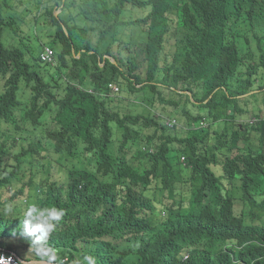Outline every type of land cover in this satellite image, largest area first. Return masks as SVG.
I'll return each instance as SVG.
<instances>
[{"label": "trees", "instance_id": "16d2710c", "mask_svg": "<svg viewBox=\"0 0 264 264\" xmlns=\"http://www.w3.org/2000/svg\"><path fill=\"white\" fill-rule=\"evenodd\" d=\"M8 1L0 0V247L27 250L16 214L23 195L24 211L33 202L64 211L48 241L68 252L63 264L86 254L95 264H233L221 249L228 241L241 245L227 247L239 264H264V130L238 122L264 114V0H49L46 20L38 4L19 13ZM37 23L49 27L55 66L41 44L31 54L24 27ZM2 33L26 41L6 47ZM118 76L145 103L180 108L189 128L113 109L101 93ZM203 118L223 125L193 128Z\"/></svg>", "mask_w": 264, "mask_h": 264}, {"label": "clouds", "instance_id": "9594fccd", "mask_svg": "<svg viewBox=\"0 0 264 264\" xmlns=\"http://www.w3.org/2000/svg\"><path fill=\"white\" fill-rule=\"evenodd\" d=\"M28 2L24 3L23 7L25 8V5H27ZM39 5V9L37 10V14L41 17L42 15L44 16V9L49 5V0H37L36 5ZM60 9V8H59ZM55 10V13L58 14V10ZM27 14V13H26ZM43 18V17H42ZM46 20L45 18H43ZM42 20V19H41ZM42 22V21H40ZM27 28V26H26ZM27 34V33H26ZM4 35L7 36H16V35H10L8 33H2V38H1V44L3 46L9 47L11 43H5L4 42ZM18 37V36H17ZM19 38V37H18ZM48 39V38H47ZM171 43V41H170ZM42 46V50L40 53V57L42 60H44L46 63L53 64L54 66L56 65V58L54 56V49L50 46V43H44L43 41L40 42ZM172 44V43H171ZM31 47V46H30ZM73 48V47H72ZM74 49V48H73ZM74 52V51H73ZM81 54V53H80ZM80 54H77V57L80 56ZM110 58V57H109ZM111 61L115 63V59L111 58ZM104 63L100 62V66H103ZM66 74H63L64 80L63 82H68L66 77ZM74 84V83H73ZM77 88L88 91V92H93L91 88H83L79 86L78 84H75ZM2 85L0 86L1 89ZM128 93L127 88H126V81L123 79L121 76H118L117 78L113 79L108 83V92L107 93H101V96L107 98L110 100L109 105L119 111L117 109L116 104H114V101H121L123 98V93ZM262 93V92H261ZM25 94H29V90L25 89ZM129 94V93H128ZM264 95V93H262ZM20 98L23 101V97L20 96ZM146 104V103H145ZM57 113V107L56 104L52 103L48 108L45 109L44 113L40 117V121L45 124V129H49L53 125V118L55 117ZM128 113V112H127ZM131 113V112H129ZM153 113V112H152ZM133 114V113H132ZM154 114V113H153ZM156 115V114H154ZM159 116L162 120H165V125L168 128H173L176 126L177 128H181L183 130L188 129L189 127L187 125H184L179 119L176 117H173L171 115H156ZM253 119H256L255 121H252ZM173 120L175 121L174 123ZM167 122L172 123V125H168ZM185 122V121H183ZM238 122H244L248 123L249 125H257V126H263L264 130V114L258 113L253 115V114H248L247 116L241 118L238 120ZM223 121H219L217 123H213L206 118L201 119L198 122V125H194L193 128H211L212 126L215 127H222ZM258 131L254 132V135L257 139L258 137ZM263 137H264V132H263ZM181 161H185V157H181ZM56 167H53L52 169V177L51 180H58L57 178L54 177V171H56ZM222 173V171H221ZM10 195L11 193H7ZM21 200L20 205L23 208V212L21 214H17V218L21 217L20 220V235L25 237L22 240L18 239L21 244H24L25 247H27V250H22L25 253H20L18 252V248L14 246V249L17 248L14 251H7L4 250L2 247H0V251H5L6 253L13 252L19 257L22 262L21 264H25V262H31L32 264H63V262L67 261L68 258L64 255H58L57 251L55 248L50 247V244H48L49 238L54 231L56 227V222H59L61 218L64 216V211L62 209H58L56 207H51V208H41L39 204L32 203L31 206H29L26 211H24V207L27 204V201L25 198L22 197L19 199ZM19 200L17 203H19ZM241 205L240 203H236L235 208L237 209ZM13 235L16 234V230L13 229L12 232ZM227 247H234L236 250H238L241 245H237L233 241H228L225 244L221 246L222 251H226L230 254L231 261L233 264H239L240 261L234 257V254L232 251H230ZM21 250V249H20ZM26 255H32V258L27 257ZM189 254H186L184 258H188ZM36 256L39 257L40 259H36ZM35 260L36 262H33ZM0 264H4V258L3 255H0ZM9 264V262H8ZM73 264H95V258L90 255L86 254L83 256V263H80L79 261L73 263Z\"/></svg>", "mask_w": 264, "mask_h": 264}, {"label": "rangeland", "instance_id": "374dc122", "mask_svg": "<svg viewBox=\"0 0 264 264\" xmlns=\"http://www.w3.org/2000/svg\"><path fill=\"white\" fill-rule=\"evenodd\" d=\"M26 2H31L33 4L34 8L37 7V5H36L37 0H9L8 4H7V8L11 12L17 11L19 13H22V12H25V8L22 5ZM60 11H61V9L58 10V13ZM42 17L44 18V16L42 15L40 17V19L44 20ZM24 28L26 30L27 36L30 37V39H31L29 42L30 46L32 47L31 54H37L39 52V49H40V42L43 41L44 43H47V41H48V39L45 37L44 31L46 29H49V27L44 25V24L37 23L34 26L35 29H33V30L30 29V27L29 28L24 27ZM35 31L37 32V35H33V33ZM23 41H26V40L21 41L17 36L12 37V36L4 35V42L5 43H12L15 45H19ZM28 58L31 59V55L28 56ZM3 84H4V78L2 76H0V86L2 85V87L0 89V94H2V92L4 91ZM163 94L166 98H177L178 97L177 92H175V91L164 90ZM147 97L151 98L150 95H147ZM261 97H264V95H260V98ZM23 99L25 100V98H23ZM114 104H116L119 112L123 113V114H125L127 112H131L133 114L146 113L149 110L150 112H153L156 115H161V114L171 115V116L179 119L181 122L185 121L183 117L182 118L180 117V108H179V110H177L176 108H174L172 106H165V105L162 106L160 103H158V100H155L152 105L149 103L145 104V102L143 101V94L142 93L128 94L127 92L126 93L124 92L123 98L121 99V101H114ZM0 128H2V126ZM214 170L220 171L217 173H221V171H222V169L219 166L215 167ZM56 171H58V170L56 169ZM58 173L59 172L54 171V177L55 178H58ZM63 181H64V177H62L58 182L62 183ZM20 202H21V200H19V204H20ZM55 250L57 251L58 255H67L68 254L67 251H64V250L59 249V248H56ZM17 251L20 253H25L20 249H18ZM95 255L96 254H94V258L96 259Z\"/></svg>", "mask_w": 264, "mask_h": 264}, {"label": "built area", "instance_id": "2783aa9c", "mask_svg": "<svg viewBox=\"0 0 264 264\" xmlns=\"http://www.w3.org/2000/svg\"><path fill=\"white\" fill-rule=\"evenodd\" d=\"M256 119H253L252 121H255ZM175 121L173 120L172 123H174ZM168 125H172V123L167 122ZM1 250V249H0ZM0 255H3L4 258V264H21L22 260L17 257V255L13 252L10 253H6L5 251H0ZM25 264H32L31 262H25Z\"/></svg>", "mask_w": 264, "mask_h": 264}, {"label": "crops", "instance_id": "0c3cea01", "mask_svg": "<svg viewBox=\"0 0 264 264\" xmlns=\"http://www.w3.org/2000/svg\"><path fill=\"white\" fill-rule=\"evenodd\" d=\"M29 258H32V255H29Z\"/></svg>", "mask_w": 264, "mask_h": 264}, {"label": "water", "instance_id": "95a60500", "mask_svg": "<svg viewBox=\"0 0 264 264\" xmlns=\"http://www.w3.org/2000/svg\"><path fill=\"white\" fill-rule=\"evenodd\" d=\"M33 262H36L35 260H33Z\"/></svg>", "mask_w": 264, "mask_h": 264}]
</instances>
